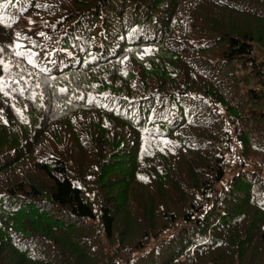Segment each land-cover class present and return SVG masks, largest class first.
<instances>
[{
    "label": "trees",
    "instance_id": "obj_1",
    "mask_svg": "<svg viewBox=\"0 0 264 264\" xmlns=\"http://www.w3.org/2000/svg\"><path fill=\"white\" fill-rule=\"evenodd\" d=\"M0 264H264V0H0Z\"/></svg>",
    "mask_w": 264,
    "mask_h": 264
},
{
    "label": "rangeland",
    "instance_id": "obj_2",
    "mask_svg": "<svg viewBox=\"0 0 264 264\" xmlns=\"http://www.w3.org/2000/svg\"><path fill=\"white\" fill-rule=\"evenodd\" d=\"M235 147L233 149V156H232V160H231V165L228 169V173L226 175V178L231 177V175L233 173H235L238 169V165H239V144H237V142L235 143Z\"/></svg>",
    "mask_w": 264,
    "mask_h": 264
}]
</instances>
